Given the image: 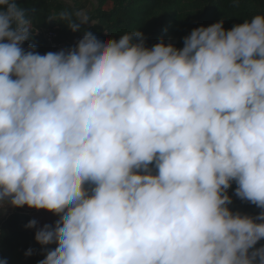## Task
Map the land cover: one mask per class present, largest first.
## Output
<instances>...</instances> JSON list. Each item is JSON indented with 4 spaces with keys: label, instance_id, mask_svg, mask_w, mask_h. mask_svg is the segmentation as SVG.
Listing matches in <instances>:
<instances>
[{
    "label": "clouds",
    "instance_id": "9594fccd",
    "mask_svg": "<svg viewBox=\"0 0 264 264\" xmlns=\"http://www.w3.org/2000/svg\"><path fill=\"white\" fill-rule=\"evenodd\" d=\"M31 33L0 0V207L59 215L39 264H264V14L181 49L85 31L41 55ZM233 182L257 216L229 210Z\"/></svg>",
    "mask_w": 264,
    "mask_h": 264
},
{
    "label": "trees",
    "instance_id": "16d2710c",
    "mask_svg": "<svg viewBox=\"0 0 264 264\" xmlns=\"http://www.w3.org/2000/svg\"><path fill=\"white\" fill-rule=\"evenodd\" d=\"M79 1V0H75ZM97 7L92 11L95 24L83 25L80 31L73 32L59 19L62 12L68 11L76 19L66 5L59 0H16L26 16L32 22L30 39L22 48L29 45L43 55L50 51L51 44L46 36L49 32L55 34L53 42H68L75 48L84 32H92L101 39H116L125 32L138 30L145 37V46L151 48L161 40L165 45L172 44L177 49L183 47V38L193 29L208 27L213 23L223 21L227 31L233 26L243 24L258 14H264V0H95ZM111 5L110 10H104ZM229 197L232 204L228 208L233 213L255 217L260 209L249 202L241 201L234 195L236 185H232ZM43 210L37 211L26 207L13 209L7 215L0 217V264H39L48 250L55 246L50 244L46 249L36 243L35 233L44 225H54L59 215ZM37 221L34 228L26 225ZM259 222V221H257ZM264 246V239L254 247ZM31 249L32 254L25 256ZM252 250H250L251 252Z\"/></svg>",
    "mask_w": 264,
    "mask_h": 264
},
{
    "label": "rangeland",
    "instance_id": "374dc122",
    "mask_svg": "<svg viewBox=\"0 0 264 264\" xmlns=\"http://www.w3.org/2000/svg\"><path fill=\"white\" fill-rule=\"evenodd\" d=\"M62 2L64 5H66L73 13H78V12H83L87 14L89 17L88 23L84 24L86 26H92L95 24V21L92 18V11L97 7V3L95 0H59ZM111 5H108L107 7L104 8V10H110ZM234 185V182L233 184ZM232 187V186H231ZM228 189V196L230 195V192L232 191V188ZM12 212V207L10 206H3L0 207V217L9 214ZM52 216L50 217V220H52V217L54 218V215L51 214ZM44 249H46V246H44Z\"/></svg>",
    "mask_w": 264,
    "mask_h": 264
},
{
    "label": "built area",
    "instance_id": "2783aa9c",
    "mask_svg": "<svg viewBox=\"0 0 264 264\" xmlns=\"http://www.w3.org/2000/svg\"><path fill=\"white\" fill-rule=\"evenodd\" d=\"M54 38H55V34L53 32H49L46 36L48 43L51 44V49L49 52H59L60 50H68L74 48L68 42L55 43L53 42Z\"/></svg>",
    "mask_w": 264,
    "mask_h": 264
}]
</instances>
